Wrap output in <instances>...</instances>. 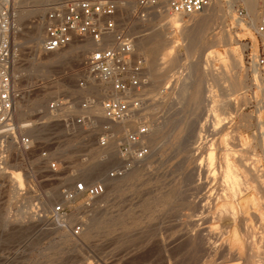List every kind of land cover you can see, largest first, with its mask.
Returning <instances> with one entry per match:
<instances>
[{
  "label": "rangeland",
  "instance_id": "rangeland-1",
  "mask_svg": "<svg viewBox=\"0 0 264 264\" xmlns=\"http://www.w3.org/2000/svg\"><path fill=\"white\" fill-rule=\"evenodd\" d=\"M13 1L12 75L20 90L13 116L18 122L32 121L26 132L33 148L6 147L0 169V264H264V149L259 138L264 132V85L253 81L246 63L248 54L264 51V42L255 35L256 24L250 27L235 14L239 7L247 15L245 2L220 0L221 12L214 5L203 13L180 16L184 26L162 27L168 57L177 62L167 57L155 82L139 53L146 46L138 48L133 39L135 56L144 59V82L133 96L143 102L139 115L153 124L149 154L123 177L108 179V188L93 201L86 204L78 196L64 202V215L57 221L50 219V209L63 201V190L75 180L102 181L114 160L110 148L101 149L95 142L101 120L100 109L94 108L98 105L88 112L95 127L66 126L46 105L55 98L76 104L103 96L85 91L97 84L77 87L82 59L74 50L83 40L53 52L40 51L42 30L36 36L32 25L55 0ZM128 8L118 11L117 21L133 38L164 22L153 18L154 7L144 16L136 14L133 2L130 25L135 23L137 29L131 34L124 26L130 21ZM256 8L259 17L264 15V0H256ZM192 18L203 20L200 27ZM223 33L232 37L227 45L220 39ZM191 34L196 40L188 37ZM64 53L68 56L60 59ZM225 68L242 81L236 93L230 90L233 74L219 81L211 76ZM194 100L198 103H188ZM130 125L127 121L125 127ZM114 128L120 131L123 126ZM226 149L230 155L241 153L256 174L250 177L237 169L245 182L236 187L234 200L227 197L222 179ZM39 150L55 162V171L48 170ZM105 155L110 159L104 161ZM85 167L99 168V173L77 171ZM74 224L81 226L78 235L70 233Z\"/></svg>",
  "mask_w": 264,
  "mask_h": 264
},
{
  "label": "built area",
  "instance_id": "built-area-1",
  "mask_svg": "<svg viewBox=\"0 0 264 264\" xmlns=\"http://www.w3.org/2000/svg\"><path fill=\"white\" fill-rule=\"evenodd\" d=\"M131 1L140 16L162 2L170 14L182 17L199 14L211 3V0H56L48 4L41 15L40 51L53 52L75 39L93 44L80 62L83 76L77 81V87L97 84L103 89V97L100 100L86 98L76 104L55 98L47 103L46 109L66 126L95 127L94 116L88 112L98 103L101 120L96 125L95 142L101 149L110 148L114 160L113 166L106 170V179L123 177L149 154L147 141L152 131L151 121L139 115L144 109L143 102L133 96L144 82L141 79L144 59L135 56L133 38L117 21L118 11ZM13 4V0H0V169L7 158V144L22 151L33 148V140L26 132L30 123H18L13 116L15 103L20 97L12 75L14 53L10 32L15 11ZM235 14L247 22L248 16L243 8L238 7ZM254 32L259 37L264 34V15L259 17ZM246 63L264 84V51L255 56L248 54ZM127 121H131V125L125 127ZM115 126L123 128L116 131ZM38 155L46 160L48 170H56L55 162L47 160L45 150H39ZM104 188L103 181L89 184L83 180L73 181L63 190V201L51 206L50 219L64 215V202L82 196L87 204L102 195ZM80 232L79 224L71 226V235Z\"/></svg>",
  "mask_w": 264,
  "mask_h": 264
},
{
  "label": "bare ground",
  "instance_id": "bare-ground-1",
  "mask_svg": "<svg viewBox=\"0 0 264 264\" xmlns=\"http://www.w3.org/2000/svg\"><path fill=\"white\" fill-rule=\"evenodd\" d=\"M56 1V0H55ZM213 1V0H212ZM242 1V0H241ZM244 2H245V4H246V6H247V9H248V13H249V11L251 12V13H247V16H248V20H247V23L249 24V26L250 27H254V25L256 24V22H257V20H258V17H259V14H257V8H256V0H243ZM212 4H210V6L209 7H207L206 9H204L203 11H202V13L203 12H205L206 10H208V9H210V8H212V7H214V5L215 6H217V9L219 10V12H221L222 11V7H221V2H220V0H214L213 2H211ZM129 7V8H128ZM132 7H133V2L131 1L129 4H128V6H127V8H128V10H127V13L129 14H127L129 17H128V19H130V21H129V24L127 23V25L125 24L124 26L127 28V32L128 31H130L129 29H131V34H134L136 31V29H137V25H136V27H135V23L133 24L132 23V25H130V22L132 21V14H131V12H132ZM126 10V9H125ZM124 13L126 14V12L124 11ZM123 14V13H122ZM131 14V15H130ZM152 14V13H151ZM42 15V14H41ZM127 15H126V17H127ZM153 15H154V17H153ZM153 15H152V17L155 19V18H157V20L158 21H164L162 24H160V25H157V26H151V28L149 29L150 31L149 32H145L146 34L145 35H136V38H133L134 40H136V42H135V46H137L138 48L140 47H142L143 48V46L145 47L146 46V48H144V49H142V51L141 52H139L144 58H145V60L147 61V64H148V66H147V68H148V72H149V74H150V79H152L154 82L157 80V78H160V76L162 75V69H163V67H162V65L164 64V62H165V59L168 57V56H170L169 55V53H170V51H169V48H168V43H169V41L168 40H166L165 39V37H164V31H163V29H162V27H165V26H171V27H181V26H184V21L182 20V18L180 17V16H177V15H174V14H170L168 11H167V9H166V4L164 3V2H162V3H160V4H158V5H156L154 8H153ZM211 16L212 17H214V12L213 13H211ZM214 19V18H213ZM40 20H41V17H40ZM127 20V19H126ZM192 20H194V26H199L200 27V25H201V23L203 22V20L202 21H199V20H197V18H196V20H195V18H192ZM34 22V21H33ZM12 23V22H11ZM200 24V25H199ZM129 26H131V28H129ZM139 27V26H138ZM11 28H12V26H11ZM141 28V27H140ZM42 30V24H41V21H38V22H36V23H34L33 25H32V32H33V34L34 35H38L39 33H40V31ZM12 31H13V28H12ZM195 34H191L190 36H188V37H190V39L192 40V41H194V40H196V35L194 36ZM262 36V38H263V40H264V34L263 35H261ZM195 37V38H194ZM194 38V39H193ZM220 39H223L224 40V42H225V44L227 45V44H229L230 43V40H232V37L230 36V34L229 33H223L222 34V38H220ZM235 43V42H234ZM257 43V42H256ZM77 44V43H76ZM11 45H12V40H11ZM13 46V45H12ZM92 46H93V44L90 42V41H88V40H86V41H84V42H82V43H79V44H77V45H75V50L76 49H78L77 51H75L74 50V56H76L77 58H79L80 60L83 58L82 56H84L83 54L85 53V52H87L88 50H90L91 48H92ZM73 50L71 49L69 52H72ZM235 52V51H234ZM67 54H71V53H67ZM257 53L256 52H253L252 53V55L253 56H255ZM66 56H68V55H66V53H64V54H61L60 55V59H62V58H64V57H66ZM168 58H170V57H168ZM167 58V59H168ZM170 60H172V62H174V61H176L177 62V59H175V58H170ZM169 61V60H168ZM222 63L224 62V61H221ZM234 63L236 64V65H238V64H240V59L239 58H235L234 59ZM223 65H224V63H223ZM222 65V66H223ZM223 67H225V66H223ZM147 68H146V70H147ZM224 73V74H223ZM229 74H233V78H234V75L236 76V74L235 73H230V71H229V69L228 70H226V68L225 69H222L221 71H219V72H213V73H211V76L213 77V78H215L217 81H219L220 79H221V77L220 76H222L223 77V75L225 76V77H227V76H229ZM251 78L253 79V81H255V80H258L259 82L258 83H261L260 82V80L258 79V76H257V74H255V72H251ZM188 84V83H187ZM261 84H263V83H261ZM242 85V81L240 80V79H236V77L231 81V85H230V90H232V91H234L235 93L238 91V89H239V87ZM264 85V84H263ZM260 87H262V86H260ZM166 88V87H165ZM262 90V89H261ZM85 91L86 92H88V93H93V94H95L96 96H102L103 94V89H102V87H100V86H97V87H95V86H92V87H88L87 89H85ZM207 91V90H206ZM229 91V90H228ZM228 91H226V92H228ZM209 92V91H208ZM207 92V93H208ZM231 92V91H230ZM203 93H204V89H203V91H202V94H201V101L203 102ZM224 92H222V94H223ZM186 94V93H185ZM221 94V93H220ZM221 94V95H222ZM177 95V94H176ZM220 95V96H221ZM263 95V94H262ZM205 96V95H204ZM225 96H226V94H225ZM191 97H193V96H191ZM264 97V96H263ZM221 100V99H220ZM199 101H200V99H199ZM189 104H197L198 103V101H197V103H196V100H194V101H190V102H188ZM226 100L223 98L222 99V105H226ZM95 105H98V103H96ZM94 107V106H93ZM97 107V108H96ZM96 107H94L95 109H96V112H99V106H96ZM191 110V109H190ZM203 111V110H202ZM100 115V114H99ZM185 116H186V114H185ZM100 118V117H99ZM186 118H187V116H186ZM17 122H18V120H17ZM26 122H29L30 123V126H31V124H32V121L31 120H28V121H25V122H18V123H26ZM151 125L153 126V124L151 123ZM258 127H262V124H258ZM30 128V127H29ZM33 128V127H32ZM32 128H31V130L30 131H32ZM195 131V130H194ZM197 132V131H196ZM28 134V133H27ZM194 134H195V132H193L192 131V137L194 136ZM29 135V134H28ZM191 135V134H190ZM30 136V135H29ZM31 137V136H30ZM32 138V137H31ZM151 138V137H150ZM149 138V139H150ZM259 138H260V146L264 149V132H259ZM184 141V140H183ZM185 142V141H184ZM181 144V143H180ZM183 145V144H182ZM178 147H180V148H183V147H181V146H178ZM105 150V149H104ZM108 150V149H107ZM106 150V151H107ZM178 151H179V149H178ZM181 151V150H180ZM225 151H227V152H224V154H223V162H222V167H223V171H222V173H223V177H222V179H223V182H224V185H225V187L228 189V196L227 197H232L233 198V200H234V198L235 197H237V192H235V190L237 189L236 187H239V185L241 184V183H244L245 182V180L243 181L241 178H240V176H241V174L242 173H240L239 174V171H237V169H240L241 170V172L242 171H244L247 175H249L250 177H254V175H256L255 174V172H254V168L252 167V165H248V163L246 164L245 163V159H244V157L241 155V153L239 154V155H237V156H235L234 154H231L230 155V153L228 154V150L226 149ZM110 152V154H111V151H109ZM108 152V153H109ZM98 154V153H97ZM108 156V155H107ZM106 155H105V158L103 159L104 161H107V160H109L110 159V157H107ZM113 157V156H112ZM186 158V157H185ZM102 159V158H101ZM220 165V164H219ZM254 166V165H253ZM78 172H81V173H85L86 175H97L98 173H99V168H95V169H92V168H88V167H85V168H83V169H79V170H77ZM242 176H244V175H242ZM70 178L69 177H67L66 178V180H69ZM221 179V180H222ZM85 180V179H84ZM103 182H104V184H105V188H108L107 187V183H106V181L108 180V179H106V177H105V175H104V177L101 179ZM85 182H86V180H85ZM240 188V187H239ZM262 189V188H261ZM260 189V190H261ZM262 191V190H261ZM263 191H264V189H263ZM263 191H262V193H263ZM226 194V195H227ZM52 195V194H51ZM57 195V194H56ZM225 196V195H224ZM252 198H254L253 196H252ZM259 198H263V194H260L259 195ZM223 199V198H222ZM227 199V198H226ZM230 199V198H229ZM221 200V199H220ZM225 200V199H224ZM224 210V209H223ZM223 210H221V211H223ZM226 212V211H225ZM219 214H220V211L218 212ZM224 213V212H223ZM228 213H230V211H228ZM222 214V213H221ZM221 214H220V216H221ZM226 214H227V212H226ZM230 215V214H229ZM228 214L226 215V216H229ZM235 215V214H234ZM218 216V215H217ZM234 217V216H233ZM232 218V217H231ZM57 221H59L60 219H56ZM251 256H253V255H251ZM264 261V260H263ZM262 261V262H263ZM249 262V261H248Z\"/></svg>",
  "mask_w": 264,
  "mask_h": 264
}]
</instances>
